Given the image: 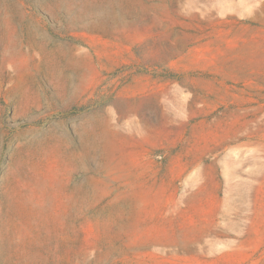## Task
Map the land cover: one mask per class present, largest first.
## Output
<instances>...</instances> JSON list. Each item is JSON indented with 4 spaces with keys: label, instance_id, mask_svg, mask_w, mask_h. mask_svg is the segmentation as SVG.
Here are the masks:
<instances>
[{
    "label": "rangeland",
    "instance_id": "rangeland-1",
    "mask_svg": "<svg viewBox=\"0 0 264 264\" xmlns=\"http://www.w3.org/2000/svg\"><path fill=\"white\" fill-rule=\"evenodd\" d=\"M0 264H264V0H0Z\"/></svg>",
    "mask_w": 264,
    "mask_h": 264
}]
</instances>
